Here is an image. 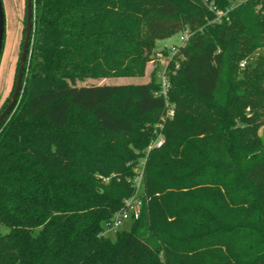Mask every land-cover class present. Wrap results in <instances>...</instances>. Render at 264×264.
Listing matches in <instances>:
<instances>
[{"label": "trees", "instance_id": "1", "mask_svg": "<svg viewBox=\"0 0 264 264\" xmlns=\"http://www.w3.org/2000/svg\"><path fill=\"white\" fill-rule=\"evenodd\" d=\"M32 13L0 122V264H264V0H33ZM185 29L166 97L157 69L77 84L143 76L157 40ZM141 158V214L110 239Z\"/></svg>", "mask_w": 264, "mask_h": 264}, {"label": "rangeland", "instance_id": "2", "mask_svg": "<svg viewBox=\"0 0 264 264\" xmlns=\"http://www.w3.org/2000/svg\"><path fill=\"white\" fill-rule=\"evenodd\" d=\"M3 1V9L5 14V34L3 40V49L0 55V111L3 107L9 102L12 94L13 87L16 81V74L19 67V58L22 50V42L25 35V6L26 0H2ZM235 3H239L240 0H234ZM187 34L188 29L183 30V32L176 33L166 39H159L156 43L157 52L154 54V57L151 61H149L144 70L143 76L130 77V76H122V77H106L105 79H96V78H87L84 80H77V84L82 85H91V84H138L144 83L150 79V74L153 69H163L165 66V61L162 56V49L168 50V46L172 44H179V36ZM264 49V48H263ZM161 55V56H159ZM165 57V56H164ZM247 59V58H246ZM249 59V58H248ZM252 60V59H251ZM168 72V69H167ZM21 92V90H20ZM21 94V93H20ZM20 95L18 97V100ZM173 104L169 103L165 109L164 115H162V121L170 119L172 116ZM163 125L162 123L158 126ZM260 136L264 141V127L261 129ZM155 138H160L164 140L165 136L163 131L158 127L157 135ZM147 153V152H146ZM142 159V158H141ZM130 226V221L126 220V222L122 223L118 228V230H126ZM9 231V227L5 224H0V236L2 234H6ZM116 231L107 230L104 232V235L108 238H114Z\"/></svg>", "mask_w": 264, "mask_h": 264}, {"label": "built area", "instance_id": "3", "mask_svg": "<svg viewBox=\"0 0 264 264\" xmlns=\"http://www.w3.org/2000/svg\"><path fill=\"white\" fill-rule=\"evenodd\" d=\"M243 1V0H240ZM211 10L214 11V20L218 23L223 22V21H228L229 20V11L230 8H227L225 10L218 9L217 7L210 6ZM188 35L183 34L179 36L180 43L179 44H172L168 46L167 50V55L163 57L165 61V66L163 69L156 70L157 72V81L159 83V86L161 87V94L166 97L167 91H168V64L172 57L177 53L178 49L180 46H183L187 39ZM161 56V55H159ZM244 63H241V66H243ZM168 105V103H167ZM162 139L160 138H155L152 140L148 146L146 147V154L150 152L152 149L155 147H160L163 144ZM144 163H145V158L140 159V162L137 164V167L135 168V176L132 179L133 185L135 187V193L128 197L125 202L124 206L121 210L114 212L111 221L106 225L105 230H113L117 231V228L126 220L132 221L136 220L140 216V210L143 204V199L142 197L139 196V193L142 190L143 182H142V177H143V172H144Z\"/></svg>", "mask_w": 264, "mask_h": 264}, {"label": "water", "instance_id": "4", "mask_svg": "<svg viewBox=\"0 0 264 264\" xmlns=\"http://www.w3.org/2000/svg\"><path fill=\"white\" fill-rule=\"evenodd\" d=\"M32 7H33V0H26V6H25V14H26V21H25V35L22 42V50L19 58V67L16 74V81L13 87V94L7 103V105L4 107L3 111L0 113V122L4 119L5 116L10 114L13 111V107L18 102V97L20 95L21 90V84L23 80V72L26 65V58L29 51V43L31 39L32 34V24H33V13H32ZM5 14L3 9V1L0 0V54L3 49V40H4V34H5Z\"/></svg>", "mask_w": 264, "mask_h": 264}, {"label": "crops", "instance_id": "5", "mask_svg": "<svg viewBox=\"0 0 264 264\" xmlns=\"http://www.w3.org/2000/svg\"><path fill=\"white\" fill-rule=\"evenodd\" d=\"M263 127H264V126H262V127L260 128V130H259V131H260V133H261V129H263Z\"/></svg>", "mask_w": 264, "mask_h": 264}]
</instances>
